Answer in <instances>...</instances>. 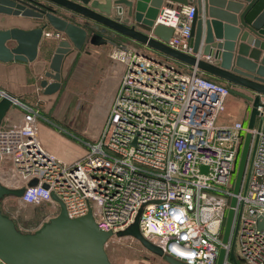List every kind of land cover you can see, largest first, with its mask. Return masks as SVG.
I'll return each mask as SVG.
<instances>
[{"label":"built area","instance_id":"1","mask_svg":"<svg viewBox=\"0 0 264 264\" xmlns=\"http://www.w3.org/2000/svg\"><path fill=\"white\" fill-rule=\"evenodd\" d=\"M117 11L123 15L121 6ZM197 12L193 3L164 6L153 25L173 29L166 42L171 48L208 60L191 45ZM112 58L125 70L107 115L110 124L71 163L41 146L39 109L12 98L23 113L18 123H0V184L23 188L21 203H49L55 215L58 200L69 218L91 212L98 228L113 236L140 211L141 235L187 264H216L221 248L228 264L235 243L241 261L264 264V231L257 228L264 214V96L257 106L260 128L238 120L220 123L230 87L204 77L198 67L182 70L134 43L118 45ZM248 131L247 160L255 142L252 167L244 190L246 161L224 243L235 169ZM33 179L36 183L29 185Z\"/></svg>","mask_w":264,"mask_h":264},{"label":"water","instance_id":"2","mask_svg":"<svg viewBox=\"0 0 264 264\" xmlns=\"http://www.w3.org/2000/svg\"><path fill=\"white\" fill-rule=\"evenodd\" d=\"M187 5L194 0H168ZM163 0H0V13L45 18L47 23L66 38L61 39L53 54L45 77L55 79L41 81L45 93L60 87L62 59L71 44L81 48L86 40L100 45L111 42L109 34L122 35L134 42L170 56L187 65L196 66L204 73L224 79L233 86H240L250 93L230 87V93L251 103L247 127L254 126L258 115L260 96H264V0H206L207 14L203 20L198 14L192 21L191 45L193 52L200 50L209 59H197L192 54L177 51L166 44L173 29L163 24L153 25ZM201 12V0H196ZM123 8L119 15L117 7ZM62 8L71 17L83 19L77 25L58 14ZM197 12V13H198ZM43 34L41 26L31 29H0V61L32 62L37 56ZM13 96L5 93L0 99V123L13 104ZM251 134L246 132L237 161L230 207L227 211L222 241L228 242L236 203V194L242 181ZM203 170L206 167H202ZM33 179L29 185H34ZM23 188L10 189L0 184V261L4 264H112L105 251V243L113 236L100 230L91 212L69 218L64 205L59 212L34 232L20 231L12 218L1 211V200L6 195L20 197ZM56 199L55 196H53ZM57 200V199H56ZM140 211L134 221L117 237L130 236L138 240L148 251L160 256L169 264H187L144 238L139 230ZM257 228L264 231V214L258 217ZM225 249L221 248L216 264H223ZM234 259V258H233ZM236 263V261L234 262ZM237 264V263H236Z\"/></svg>","mask_w":264,"mask_h":264},{"label":"rangeland","instance_id":"3","mask_svg":"<svg viewBox=\"0 0 264 264\" xmlns=\"http://www.w3.org/2000/svg\"><path fill=\"white\" fill-rule=\"evenodd\" d=\"M114 40L116 41L113 45V50L111 45L101 48L103 56L98 62L99 67L95 69L89 87L85 90H81V88L75 90V92H77L76 95L78 94L80 99H77V96L70 97L66 102V107L63 108V113L57 116L61 120L60 125L69 132L61 128L49 126L45 123L48 122L47 120H38V123L42 125L38 131V138L41 146L62 161L71 163L82 157L87 150L86 143L96 140L101 129L110 124L107 115L110 114L112 101L116 98V95L120 93L121 75L125 70V64L114 60L112 57L118 45L131 43L129 42L130 40L122 41V39L119 40L117 38ZM134 45L136 44L134 43ZM153 53L169 61L178 68L185 70V67L180 61L158 51L153 50ZM107 54L108 57H106ZM100 66L102 67L100 68ZM235 89L240 91V88L236 86ZM244 103V119L238 120L242 122L248 120L251 108V103L249 101L245 100ZM231 106L236 107L234 104H231ZM231 106H229V110H224L219 115L218 122L225 123L231 120L230 118L234 113V110H230L233 109ZM57 109L61 110L62 108L60 106ZM10 112L17 115L22 114V111L14 106L8 111V113ZM14 114L12 118L16 119ZM44 126L49 128L50 131L42 128ZM254 126L257 128L261 126V120L258 117L255 120ZM254 150L255 142L251 147L250 155L247 160L248 166L244 190L248 184ZM50 210L51 206L49 203L35 206L23 204L18 197L12 195H6L1 200L2 213L12 218L16 227L22 232H34L38 230V228L51 218ZM105 251L112 264H169L160 256L148 251L138 240L130 236L121 238L115 236L111 237L105 243ZM232 254L234 259L228 264H234V261H236L237 264H250L239 259L236 243L233 245Z\"/></svg>","mask_w":264,"mask_h":264},{"label":"crops","instance_id":"4","mask_svg":"<svg viewBox=\"0 0 264 264\" xmlns=\"http://www.w3.org/2000/svg\"><path fill=\"white\" fill-rule=\"evenodd\" d=\"M163 1L164 2L161 8L164 6H178V4L172 3L168 0ZM192 3L197 5L196 0H194ZM206 4V0H201V12H198V16H201L203 20L211 19L210 16L207 14ZM57 9L59 11V15L63 16L64 18L66 17V19L70 20L71 22L77 25H82L84 20L80 17H71L70 12L62 8ZM39 26L43 28V34L38 46L37 56L34 61H0V99L3 96L1 92L10 93L13 98H15L21 103L41 108H38L39 111L41 110L40 115L42 116L39 119L47 120L48 122H45L46 124L56 128L64 129L63 126L60 125L61 120L57 116L63 113V108L66 107V102L69 100V98L77 96V99H80L78 94L76 95L77 92H75V90H78L80 88L81 90H85L91 84L94 71L96 68L99 67L98 62L102 59L103 56L101 53V48L103 46L108 47L109 45H111V48L113 50V45L116 41L114 39H122V41L130 40L129 42L135 43L138 47H141L147 53L159 57L158 55L154 54L153 49L149 48L148 46L134 42L131 39H126L118 34L114 35V37L112 34H109L110 36L108 39H110L111 42L107 41L100 45L90 44L88 40H86L82 47L79 49L74 47L73 44L70 42L71 49L68 53L64 55L60 66V87L52 93H45V88L41 85V81L44 79H46L48 83L55 81V79L53 78L45 77V73L49 71V64L53 54L55 53L56 48L58 47L59 41L61 39L66 38V35L63 32L53 28L50 24H48L45 18L0 13V29H10L14 27L19 29H31ZM106 57H108V54L106 55ZM159 58L162 59L161 57ZM181 64H183L185 70L188 69L189 65L182 62ZM101 67L102 66H100V68ZM203 75H205L206 78L215 82H219L229 87H235L229 84L224 79H221L214 75L208 73H203ZM236 87L240 88V91L252 94L250 91L240 86ZM245 100L246 99L240 96L230 93V95L226 98L224 110H229V106H231V104H234L236 107L231 106L233 109L230 110H234V113L230 118L231 120L225 123L244 119ZM12 106L17 107L23 113L22 107L18 104L13 103L11 107ZM60 106L62 109H57ZM8 111L3 120L5 119V121H9L12 124L18 123L22 114L17 115L13 112L8 113ZM13 114L16 119L12 118ZM246 122L243 123L246 125ZM40 126L42 125H40L37 121V135L38 131L40 130ZM42 128L50 131V129L45 126ZM64 130L67 131L66 129ZM50 213V217L55 215L54 210L52 208L50 210ZM0 264L4 263L0 261Z\"/></svg>","mask_w":264,"mask_h":264},{"label":"trees","instance_id":"5","mask_svg":"<svg viewBox=\"0 0 264 264\" xmlns=\"http://www.w3.org/2000/svg\"><path fill=\"white\" fill-rule=\"evenodd\" d=\"M121 36H122V35H121ZM122 37H124V38H126V39H129V38L125 37V36H122Z\"/></svg>","mask_w":264,"mask_h":264}]
</instances>
